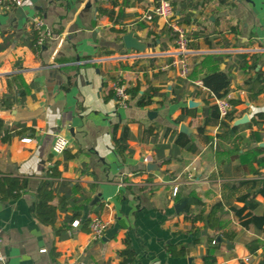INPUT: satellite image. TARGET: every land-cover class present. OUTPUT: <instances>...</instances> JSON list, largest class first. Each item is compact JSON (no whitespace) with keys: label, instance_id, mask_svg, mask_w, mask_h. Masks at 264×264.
Wrapping results in <instances>:
<instances>
[{"label":"crops","instance_id":"crops-1","mask_svg":"<svg viewBox=\"0 0 264 264\" xmlns=\"http://www.w3.org/2000/svg\"><path fill=\"white\" fill-rule=\"evenodd\" d=\"M171 2L189 39L187 79L162 68L173 44L164 21L149 13L151 0H25L21 13L19 7L0 12V97L12 100L0 107L8 124L0 136L5 264H119L126 243L136 252L135 264H201L208 247L216 264L259 261L264 239L231 211L225 208L220 232H235L234 240L209 244L219 233L184 220L170 190L178 184L181 196L192 194L209 206L221 198L224 182L250 178L264 154V119L251 121L264 112V89L250 100L244 81L254 73L237 62L242 54L250 65L256 56V70H264V0ZM35 16L55 36L39 48L33 47ZM131 30L154 56L134 57L139 51L124 48L122 35ZM212 70L230 74L233 115L249 120L224 138L208 125L212 141L202 144L197 127L208 94L195 82ZM117 78L139 86L138 94L156 89L152 103L138 106L132 95L126 106L118 103L112 90ZM189 100L198 104L189 107ZM182 123L191 129L184 134L197 144L196 153L173 141ZM124 128L127 149L120 155L114 138ZM57 133L69 142L59 154L52 151ZM149 163L156 168L148 169ZM256 199L263 202L260 195ZM74 212L77 226L70 221ZM48 216L53 224L39 219ZM94 217L106 222L100 239L89 229ZM253 238L262 244L255 254L245 246Z\"/></svg>","mask_w":264,"mask_h":264},{"label":"trees","instance_id":"trees-1","mask_svg":"<svg viewBox=\"0 0 264 264\" xmlns=\"http://www.w3.org/2000/svg\"><path fill=\"white\" fill-rule=\"evenodd\" d=\"M100 12H107L103 8H98ZM108 15L111 12H107ZM39 48V46H35ZM237 62L240 66L247 67L252 70L254 76H249L244 81V86L247 88L248 96L250 100H254L264 89V70L256 67L258 65V59L253 56L252 63L247 65L246 58L244 55L240 54L237 56ZM189 77V75H188ZM231 76L228 72L212 70L204 74L201 78L203 86L207 89V97L204 99L205 106L203 108V122L197 127V138L202 144H208L212 141V137L205 133L206 127L208 125H215L218 128L216 133V138H224L226 136H231L232 132H236L241 125H232L235 116L231 110L225 118H221L219 111L215 104H209L208 97L214 95L215 97H224L229 92ZM128 92L131 93L132 97H137V105L145 106L152 103V97L157 93V90L149 87V89L143 90L141 94L139 92V86H129ZM231 103L235 101L231 100ZM12 100L9 97H0V107L8 108ZM264 119V112H258L252 118V122ZM247 125V124H246ZM152 128H149L148 135H152ZM220 130V132H219ZM8 131V124L4 119L0 117V136ZM169 131V128L165 129V134ZM254 133L251 132L248 138L254 141ZM128 139L127 128L123 129V132L119 138H114L115 150L118 154L122 155L127 149L126 141ZM174 143L190 151L196 153L198 151V146L195 142L186 136L182 132H174L173 136ZM3 172L0 170V199L5 198L4 184L2 182ZM221 198L209 206H206L204 202L196 198L192 194H188V201L182 213L184 220L190 222L193 226L196 222L201 221L205 228L213 231L214 233H219L221 237L226 238L229 241L234 240L235 232H220L223 223L222 217L224 215L225 208L231 211L234 217L237 219L238 223L245 229H252L256 234L262 236L264 239V154L257 158V167L250 178H239L237 180L226 181L222 184ZM181 190L179 189L178 201L181 200ZM260 195L263 197V202L256 199V196ZM68 202H64L60 209L65 210ZM238 203H241L239 205ZM35 203L32 205V210H34ZM263 209L260 211V209ZM79 216L78 212H74L70 217V221L76 219ZM41 222L45 224H53L54 218L52 216L39 218ZM215 240L214 245H219L216 241V237H209V244ZM261 242L258 238H253L245 243L246 248L252 254H255L261 246ZM227 247H232V242L227 244ZM185 246L179 247V252L184 253ZM202 257L201 264H216V255L214 251L210 250ZM167 250L174 253L175 247L170 244L167 246ZM120 256L119 264H135L137 255L132 247L126 243L125 247L118 252ZM239 264H252L251 262L240 261ZM256 264H264V245H262V252L260 254V259Z\"/></svg>","mask_w":264,"mask_h":264},{"label":"built area","instance_id":"built-area-1","mask_svg":"<svg viewBox=\"0 0 264 264\" xmlns=\"http://www.w3.org/2000/svg\"><path fill=\"white\" fill-rule=\"evenodd\" d=\"M25 0H0V12H6L13 10L14 8L22 6ZM149 13L152 16L158 17L164 21L168 31L170 32L172 38V50L166 54L169 56V61L163 63L162 68L165 70H173L178 77L182 79H187L190 72V63L189 55L190 48L188 47L189 39L187 37L186 30L180 26L174 20V13L172 8L171 0H151V7ZM150 17V16H149ZM32 30L35 32L34 44L36 46H42L46 44L48 40L54 39V33L49 29L43 18L35 16L31 20ZM155 54L142 51L134 53V57H149L154 56ZM195 85L200 87L202 90L207 92V89L203 86L202 81L198 80L195 82ZM129 86L121 79L117 78L112 83V90L116 97V100L121 105L126 106L127 101L131 98V93L128 92ZM212 103L216 105L219 115L221 118H225L228 113L232 110V103L228 95L224 97H215L214 95L210 96ZM24 141H29V138H23ZM68 139L66 136L57 133L54 136L52 143L53 153L59 154L63 152L68 147ZM179 193V185L174 184L170 190V197L176 199ZM79 223L78 220L72 221V226H77ZM106 228V222L101 220L98 217H94L89 222V229L95 239H100ZM215 243V240L212 241ZM2 229L0 228V263L5 264L6 256L2 252ZM245 261H249V258H246Z\"/></svg>","mask_w":264,"mask_h":264},{"label":"water","instance_id":"water-1","mask_svg":"<svg viewBox=\"0 0 264 264\" xmlns=\"http://www.w3.org/2000/svg\"><path fill=\"white\" fill-rule=\"evenodd\" d=\"M17 12L21 13L22 12V8L21 7L17 8ZM122 42H123V45H124L125 49H127V50H136V51H140V52L144 51L147 47L151 46L150 44H147L145 42H141L136 37H134L132 30L122 35ZM197 104L198 103L195 102L194 100H189L188 101V106L189 107H194ZM248 120H249L248 116L247 115H243L240 118L235 119L233 124L234 125L243 124V123L248 122ZM179 131L183 132V133H186V134H190L191 133V129L187 125H185L183 123L180 124ZM155 165L156 164H154V163H149V164H147V168L148 169L156 168ZM187 201H188V195L184 194L182 196L181 200L178 203L175 204V206H174L175 211L177 213H183L184 208H185V206L187 204ZM216 241H224V239H222L221 236L218 235L216 237Z\"/></svg>","mask_w":264,"mask_h":264}]
</instances>
